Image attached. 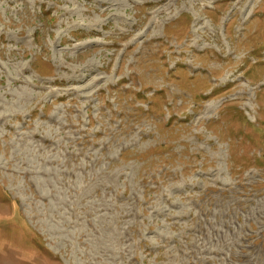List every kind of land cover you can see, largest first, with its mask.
<instances>
[{
    "label": "rangeland",
    "instance_id": "rangeland-1",
    "mask_svg": "<svg viewBox=\"0 0 264 264\" xmlns=\"http://www.w3.org/2000/svg\"><path fill=\"white\" fill-rule=\"evenodd\" d=\"M0 264H264V0H0Z\"/></svg>",
    "mask_w": 264,
    "mask_h": 264
}]
</instances>
